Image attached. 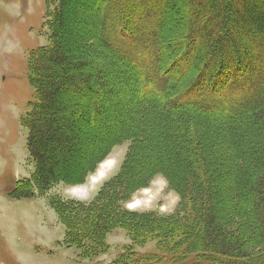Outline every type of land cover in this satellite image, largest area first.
Wrapping results in <instances>:
<instances>
[{"label":"trees","instance_id":"obj_1","mask_svg":"<svg viewBox=\"0 0 264 264\" xmlns=\"http://www.w3.org/2000/svg\"><path fill=\"white\" fill-rule=\"evenodd\" d=\"M81 1L54 0L49 44L29 60L34 170L9 197L82 184L125 143L90 199L49 195L64 245L97 258L120 228L129 242L107 264H264V0H89L92 27L77 34ZM114 66L132 85L114 111L132 100L138 121L89 147L86 99L109 89ZM148 141L151 163L141 157ZM156 175L178 195L174 211L128 210Z\"/></svg>","mask_w":264,"mask_h":264},{"label":"rangeland","instance_id":"obj_2","mask_svg":"<svg viewBox=\"0 0 264 264\" xmlns=\"http://www.w3.org/2000/svg\"><path fill=\"white\" fill-rule=\"evenodd\" d=\"M88 3L89 0H82L73 13L77 34L92 27L89 20L93 14ZM54 9V0H0V264H107L129 242L122 229H115L106 237L110 247L106 254L93 259L81 258L77 249L63 244L64 227L49 203L51 193L64 198L90 199L99 184L118 169L127 149L125 143L114 147L82 184L60 183L49 194L33 198L9 197L19 181L28 178L34 170L27 145L29 131L24 122L38 101L28 79L29 60L33 53L49 44V21ZM110 73L113 79L109 80V89L102 93L90 91V100L86 99L89 113L86 124L82 126L84 136H88L91 142L89 147L105 143L111 131H118L115 136L132 130V127H126L138 121L132 100L119 101L121 108L114 111L115 102L124 99L122 96L132 85L122 78L115 66ZM94 100L100 105L93 112L91 105ZM122 123H126L124 128ZM155 127L151 125L149 130ZM148 143L149 147H144L141 157L151 163L156 149H153V144L151 149V143ZM92 153L95 152L92 150ZM77 154L79 158L81 152ZM143 169L144 166H139L138 174ZM178 200V195L168 188L166 180L156 175L125 206L133 211L152 210L168 214L174 211ZM146 246L153 247V243Z\"/></svg>","mask_w":264,"mask_h":264},{"label":"bare ground","instance_id":"obj_3","mask_svg":"<svg viewBox=\"0 0 264 264\" xmlns=\"http://www.w3.org/2000/svg\"><path fill=\"white\" fill-rule=\"evenodd\" d=\"M128 132H122V133H119L115 136H113L112 140L111 141H117L119 140L121 137H123L125 134H127ZM106 165V164H105ZM103 171V169L101 170V172ZM77 193H83V192H77Z\"/></svg>","mask_w":264,"mask_h":264}]
</instances>
